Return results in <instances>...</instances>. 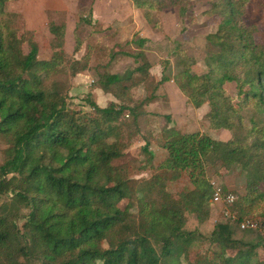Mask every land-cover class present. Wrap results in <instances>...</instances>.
<instances>
[{"label":"trees","instance_id":"obj_1","mask_svg":"<svg viewBox=\"0 0 264 264\" xmlns=\"http://www.w3.org/2000/svg\"><path fill=\"white\" fill-rule=\"evenodd\" d=\"M129 1L135 9L155 8L154 0ZM198 1L210 5L203 15L218 24L205 38L204 68L184 62L172 74L165 61L162 78L149 91L144 85L152 82L153 65L143 50L117 52L103 39L74 59L65 49L66 24L51 22L52 56L40 59L37 33L17 28L14 0H0V138L6 144L0 198H7L0 206V264H264V236L257 233V242L236 237V231L250 232L238 222L264 218V41L258 24L241 21L253 0ZM148 41L139 34L136 43ZM81 49L77 38L75 52ZM124 58H133L136 67L115 72ZM62 67L75 78L92 72L94 89L112 98L108 105L87 99L86 111L69 102L59 82L47 86ZM171 81L195 109L209 107L213 130L234 131L245 106L257 118L244 135L226 142L181 131L170 126L172 114L150 108ZM231 84L236 102L227 95ZM141 86L148 96L135 100L133 91ZM155 116L166 123L159 137ZM138 138L145 143L141 169L152 172L148 180L115 163ZM155 141L166 151L162 158L151 149ZM209 164L219 171L240 166L246 185L244 193L221 188L236 196L232 210L239 221L222 220L205 236L185 226L187 213L200 222L212 215ZM185 175L192 188L170 192L169 184ZM202 240L213 249L194 250Z\"/></svg>","mask_w":264,"mask_h":264},{"label":"rangeland","instance_id":"obj_2","mask_svg":"<svg viewBox=\"0 0 264 264\" xmlns=\"http://www.w3.org/2000/svg\"><path fill=\"white\" fill-rule=\"evenodd\" d=\"M14 2V11L18 13V17L14 18L16 27L37 33L40 59H49L52 56L55 39L49 31V23H64L67 26L65 49L71 58L80 59L87 53L89 45L103 39L110 40L111 45L115 46L114 51L116 50L117 52L137 53L139 50H143L153 65L152 70L154 69L152 82L144 85L149 87V91L158 82L156 77L162 78L160 74L161 69L163 72L162 65L165 61L169 62L172 74L180 72L184 62L195 63L197 61L198 66L194 67L195 70L203 69L206 50L205 38L208 34L218 29V24L215 21L209 19V17L205 18L203 15L210 8L209 4L198 0H154V9L140 10H142L145 18L146 15L150 17V20H147V18L146 20L157 29L158 33L152 35L150 27L147 30L142 28L141 33L144 35L148 34L150 39L143 46H139L136 40L139 39L140 31L135 29L133 16L128 12L129 7L133 10V3L131 4L129 0H14ZM180 7L183 8L185 13L182 16L179 13ZM241 21L248 26L258 24L260 27V38L264 41V0H253L248 5L247 13L242 17ZM140 36L141 38L143 37L142 35ZM77 38L80 39L82 44L80 52H75ZM135 64L133 58H124L118 62L114 71L120 73L129 72L136 67ZM60 70V72L51 75L46 80L47 86H51L56 81L59 82L69 102L82 107L86 111L91 110L86 101L87 99L94 100L102 107L108 105L107 103L97 102L92 94L96 85L94 82L96 79L92 76V72H89L90 76L87 74L88 72H85L86 76L82 77L83 81H80L83 83H77L75 76L71 75L70 69L62 67ZM75 84H79L82 87L73 90V87L76 86ZM144 86H141L140 92L142 95L148 96ZM173 89L178 92L174 87ZM226 91L227 95L235 98L234 102H236L237 92L235 86L233 84L227 85ZM164 92L166 91L164 90ZM139 94L138 92L137 95ZM170 102L175 104L173 108L169 103L168 110H163L162 108L163 112L170 111L172 113V109L174 111L170 126H177L181 131H200L202 134L214 135L210 131L213 129L210 128V122L207 117L210 111L207 105L202 107L205 111L196 112L193 116L188 113L191 105L187 101L185 103L183 98L180 101ZM241 115L243 119L235 120L236 128L234 131H229L231 135H227V139H233L236 135H244L251 126V119L257 118L256 111L249 106L241 109ZM165 125V120L162 117L154 119L156 137L160 136V129ZM144 144V141L140 138L136 139L132 146L126 150L125 155L115 163L117 165H129L128 169L131 177L148 180L151 178L152 172L150 170L142 171L141 169V164L145 161L141 150ZM5 148V141L0 138V162L3 160L2 152ZM151 149L155 152L157 158H162L166 153L156 141L152 144ZM206 174L215 188H226L238 193L245 192L246 174L238 165L223 168L219 171L213 164H209ZM190 188H192V184L186 175L168 186V190L172 193H177L180 189ZM6 200V197L0 198V206ZM223 209L224 206L215 204L212 215L205 222H200L194 214L187 213L185 228L190 231L196 230L205 236H209L219 222L226 220ZM133 212L137 213V210L134 209ZM257 233L260 234L256 231H236V237L248 242H257L260 238ZM194 248V250L201 253L213 249L207 240L200 241ZM261 253H264L263 250H261ZM194 255L191 253L190 258H193Z\"/></svg>","mask_w":264,"mask_h":264},{"label":"crops","instance_id":"obj_3","mask_svg":"<svg viewBox=\"0 0 264 264\" xmlns=\"http://www.w3.org/2000/svg\"><path fill=\"white\" fill-rule=\"evenodd\" d=\"M128 12L130 13V15L133 16V20H134V23H135V29L137 31H140V35H142L143 37H145L147 39H150V38H148L149 37L148 34L147 35H144L143 33H141L142 28H144V29L147 30L148 27H150V33L152 35H154L155 33H158L157 32V29H155L153 26H151L147 22L146 18L143 16L142 10L135 9V8H133V10H132L129 7V11ZM153 70H151L152 77L154 75V73H153L154 71ZM87 74L90 76L89 73H87ZM85 76H86V73L79 74L75 78L76 81H77V83H83V82H80V81H83L82 77H85ZM160 76H162V69H161ZM158 77L159 76L156 77V81H160L161 78H158ZM75 85L76 86L73 87V90L82 87L79 84H75ZM173 87L178 92H176L173 89ZM164 90L166 92H164ZM140 91H141V87H139L137 89H134L133 95H134L135 100H139V99H142L144 97V95H142V93ZM138 92L140 93L139 95H137ZM92 94H93L94 98L96 99V101L99 102V103H102L103 102V103H107L108 104L111 101V97L109 95L105 94L101 89H94L93 92H92ZM181 97L184 99V101L186 103L187 98L181 93V91L178 89V87L175 85V83L173 81L167 82L163 86H161V88L159 90V94H158L157 101L154 104L150 105V108H152V109H155V108L158 109V112L159 113L172 114V113H174L173 109L171 110L172 113L170 111L169 112H163V110L164 109L165 110H168V103L173 108L175 104L174 103H171L170 101H172V102H174L175 100L180 101L182 99ZM162 108H163V110H162ZM200 111H205V109L204 108H200L199 110H196L192 105L188 109V113L189 114H192L193 116H194V113L200 112ZM210 131L212 133H214V135H212V136L210 135L213 139H216V140H219V141H223V142L229 141V139H231V138L227 139V135L228 136L231 135V134H229L230 132L228 130H210Z\"/></svg>","mask_w":264,"mask_h":264},{"label":"built area","instance_id":"obj_4","mask_svg":"<svg viewBox=\"0 0 264 264\" xmlns=\"http://www.w3.org/2000/svg\"><path fill=\"white\" fill-rule=\"evenodd\" d=\"M235 200V195H224L221 188H215V194L212 200L213 203L224 206L223 213L226 219L233 222H238V214L232 210ZM238 223L241 231H256L264 236V218L246 219Z\"/></svg>","mask_w":264,"mask_h":264}]
</instances>
